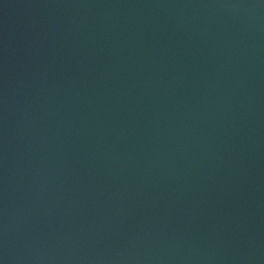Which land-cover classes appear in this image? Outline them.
<instances>
[{
	"label": "water",
	"instance_id": "water-1",
	"mask_svg": "<svg viewBox=\"0 0 264 264\" xmlns=\"http://www.w3.org/2000/svg\"><path fill=\"white\" fill-rule=\"evenodd\" d=\"M0 264H264V0H0Z\"/></svg>",
	"mask_w": 264,
	"mask_h": 264
}]
</instances>
